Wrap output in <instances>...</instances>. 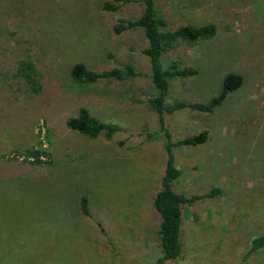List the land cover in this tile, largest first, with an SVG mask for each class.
Returning <instances> with one entry per match:
<instances>
[{"label":"rangeland","instance_id":"374dc122","mask_svg":"<svg viewBox=\"0 0 264 264\" xmlns=\"http://www.w3.org/2000/svg\"><path fill=\"white\" fill-rule=\"evenodd\" d=\"M105 1L0 0V264H154L162 253L153 198L166 151L147 102L156 92L148 40L140 27L114 32L144 4L111 12ZM156 5L167 29L216 28L210 38L173 43L161 58L165 68L176 60L196 71L168 80L166 105L206 103L227 73L242 78L212 112L163 113L172 142L207 131L201 144L172 148L181 170L173 189L216 190L183 205L182 250L165 264H264V244L248 253L264 234V0ZM76 63L93 72L128 63L145 76L77 82ZM25 64L34 82L19 74ZM81 107L120 130L107 139L67 128ZM31 148L49 158L33 163Z\"/></svg>","mask_w":264,"mask_h":264},{"label":"trees","instance_id":"16d2710c","mask_svg":"<svg viewBox=\"0 0 264 264\" xmlns=\"http://www.w3.org/2000/svg\"><path fill=\"white\" fill-rule=\"evenodd\" d=\"M136 0H107L103 2L102 9L105 11H117L121 5ZM144 4L142 13L133 19H119L114 25V32L120 33L124 30L140 27L148 40V46L143 52L149 56L151 65L150 78L155 87V94L147 98L148 105L158 114L159 131L164 134V149L166 151V162L164 173L161 179V186L153 198V205L161 217L159 223V238L162 253L154 264H165L167 260L176 259L181 253L180 226L182 219V207L184 204H191L197 200L212 197L216 190H210L202 194L185 195L173 189V183L181 174V170L174 164L172 148L179 145H197L206 141L207 131L203 130L196 135L172 142L170 134L164 123L163 113H172L182 108H191L203 112H212L219 106L226 96L242 84V78L235 73H227L222 82V88L218 95L212 97L208 102L186 103L175 101L172 105H166L164 102L169 79L173 77H186L195 74L191 68L178 67L177 61L173 60L168 67H164L161 58L172 47L173 43L178 41H196L212 37L216 33L213 24H207L200 27L191 25H181L177 28L167 29V19L161 15L156 5L157 0H141ZM32 65L25 64L19 69V74L24 75L28 81L34 82ZM145 76V74L135 71L131 64H124L120 68H112L104 72H93L88 70L83 64L76 63L71 68V77L77 82H95L100 79L107 81H121L125 79ZM134 99V98H133ZM141 99L136 98L135 101ZM69 129L77 130L89 138H96L99 134L110 139L120 129L118 126L99 121L93 117L86 108L81 107L76 117H70L66 121ZM149 134L148 137H152ZM122 144L123 141H120ZM27 156H34L33 163H38V156L41 151L28 149ZM86 198H80L81 211L88 214ZM264 244V234L253 238L252 245L248 253L253 252Z\"/></svg>","mask_w":264,"mask_h":264},{"label":"built area","instance_id":"2783aa9c","mask_svg":"<svg viewBox=\"0 0 264 264\" xmlns=\"http://www.w3.org/2000/svg\"><path fill=\"white\" fill-rule=\"evenodd\" d=\"M44 146H45V145H44ZM17 157H18V156H17ZM18 158L23 159V156L18 157ZM48 158H49V156H48L47 154L43 153V152H41V153L39 154V156H38V159H39V160H47ZM28 159H29V160H34L35 157H34V156H28Z\"/></svg>","mask_w":264,"mask_h":264},{"label":"crops","instance_id":"0c3cea01","mask_svg":"<svg viewBox=\"0 0 264 264\" xmlns=\"http://www.w3.org/2000/svg\"><path fill=\"white\" fill-rule=\"evenodd\" d=\"M149 233L148 232H145V235H148Z\"/></svg>","mask_w":264,"mask_h":264}]
</instances>
